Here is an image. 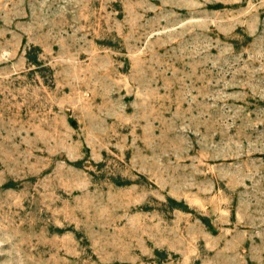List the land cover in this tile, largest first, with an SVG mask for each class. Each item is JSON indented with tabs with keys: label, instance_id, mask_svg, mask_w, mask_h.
Segmentation results:
<instances>
[{
	"label": "rangeland",
	"instance_id": "obj_1",
	"mask_svg": "<svg viewBox=\"0 0 264 264\" xmlns=\"http://www.w3.org/2000/svg\"><path fill=\"white\" fill-rule=\"evenodd\" d=\"M0 264H264V0H0Z\"/></svg>",
	"mask_w": 264,
	"mask_h": 264
}]
</instances>
